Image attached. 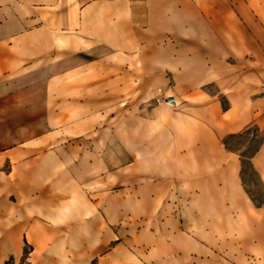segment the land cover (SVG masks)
Returning <instances> with one entry per match:
<instances>
[{
    "label": "crops",
    "instance_id": "0c3cea01",
    "mask_svg": "<svg viewBox=\"0 0 264 264\" xmlns=\"http://www.w3.org/2000/svg\"><path fill=\"white\" fill-rule=\"evenodd\" d=\"M88 69L91 141L50 149ZM252 127L264 184V0H0V264H264Z\"/></svg>",
    "mask_w": 264,
    "mask_h": 264
},
{
    "label": "rangeland",
    "instance_id": "374dc122",
    "mask_svg": "<svg viewBox=\"0 0 264 264\" xmlns=\"http://www.w3.org/2000/svg\"><path fill=\"white\" fill-rule=\"evenodd\" d=\"M80 80L81 85L78 88L79 97H77L78 95H74V97H72L73 89L71 87L65 88L64 118H61L55 113L49 114L48 144L50 149L58 146V144L72 141L82 142L84 145H87L89 141H91V118H88V115H91V103L87 101L88 95H90L91 91V84H88V80L91 81V69L81 70ZM133 84V78L129 75L126 94H132ZM112 89L114 91V87ZM67 99L69 101L72 99L77 101V99H79L80 103L77 104L76 102L74 107H72L71 103L66 102ZM48 105L50 108L52 107L55 109V103L49 102ZM112 105L114 107L115 104L113 103ZM256 143L257 139L255 138V132L253 130L229 140V145L237 149L236 153L238 155H243L242 159L244 160V166L242 169V176L244 188L252 195L256 202L264 204V184L258 180L256 175H254L251 168L247 164V159L245 158L252 152V149L256 146ZM187 201H189V199L181 200L180 203L183 204ZM192 201L196 202L194 204L196 205V208L207 206V200L193 198ZM175 203L177 204L178 202Z\"/></svg>",
    "mask_w": 264,
    "mask_h": 264
},
{
    "label": "trees",
    "instance_id": "16d2710c",
    "mask_svg": "<svg viewBox=\"0 0 264 264\" xmlns=\"http://www.w3.org/2000/svg\"><path fill=\"white\" fill-rule=\"evenodd\" d=\"M250 130H253V131L255 132V138L257 139V143H256V146L252 149V152H251L248 156H246L245 158L247 159L246 161H247L248 166L251 168L252 172L254 173V175L257 176V178H258V180H259V177H258L256 171L253 169V167H252V165H251V162H250V158H251V157L254 155V153L258 150L259 145H260V143H261V139H262V138L258 135L256 128H255V127L248 128V129H246L243 133L229 135V136H227V137L223 140V143H224L225 148L230 149V150H233V151L236 152L237 149H235V148H233V147H231V146L229 145V140L232 139V138H235V137H239V136H241V135H243V134H246V133H248ZM239 156H240V161H241L240 178H241V182H242V185H243V188H244V181H243V176H242V169H243V166H244V160L242 159V157H243L242 154H239ZM259 181H260V180H259ZM260 182H261V181H260ZM244 189H245V188H244ZM245 191L247 192V194L249 195L250 199L252 200V202H253L256 206H264V204H260V203L256 202V201L254 200V198L252 197V195H251L246 189H245ZM5 264H12V263H11L10 261H8V262H6Z\"/></svg>",
    "mask_w": 264,
    "mask_h": 264
},
{
    "label": "built area",
    "instance_id": "2783aa9c",
    "mask_svg": "<svg viewBox=\"0 0 264 264\" xmlns=\"http://www.w3.org/2000/svg\"><path fill=\"white\" fill-rule=\"evenodd\" d=\"M161 101L168 106H174L176 104L174 96H167L166 98L161 99Z\"/></svg>",
    "mask_w": 264,
    "mask_h": 264
}]
</instances>
